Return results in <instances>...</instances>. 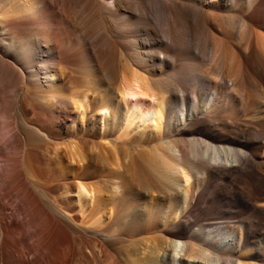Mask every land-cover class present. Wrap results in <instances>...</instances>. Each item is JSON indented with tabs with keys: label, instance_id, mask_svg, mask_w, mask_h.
Masks as SVG:
<instances>
[{
	"label": "bare ground",
	"instance_id": "bare-ground-1",
	"mask_svg": "<svg viewBox=\"0 0 264 264\" xmlns=\"http://www.w3.org/2000/svg\"><path fill=\"white\" fill-rule=\"evenodd\" d=\"M260 21L264 0H0V264H220L241 254L247 231L200 237L186 214L190 188L226 171L264 188L250 149L264 137L240 127L235 106L254 105ZM189 78L213 90L184 111L174 96ZM60 131L76 141L57 142ZM143 137L160 142L156 161L137 148ZM222 190L256 203V190ZM135 231L148 236L123 263L116 245Z\"/></svg>",
	"mask_w": 264,
	"mask_h": 264
},
{
	"label": "rangeland",
	"instance_id": "rangeland-1",
	"mask_svg": "<svg viewBox=\"0 0 264 264\" xmlns=\"http://www.w3.org/2000/svg\"><path fill=\"white\" fill-rule=\"evenodd\" d=\"M263 26L264 21H260L259 23L252 25L253 29L262 35L264 34ZM208 54L209 53L204 55L206 59L204 58L203 63L206 65H208L210 59V56ZM219 81L221 82L219 86V92L221 94L229 92V79H219ZM248 83L249 92L255 96L254 105L250 106L249 103H236L235 106L238 110L237 120L240 124H242V126L240 127L245 128L251 136H254L255 133H260L264 137V66H255L251 68V70L249 71ZM184 86L186 87L187 92L179 93L178 96H174V100L178 99L180 101V107L184 111L189 110V104L193 100H195L199 104H202L213 90L207 78L200 79L195 82L192 80V78H189L187 81H184ZM249 131L252 133H250ZM63 134L64 131H60L59 138L63 137V139H59L57 140V142L65 141L66 143H68L74 140L76 141V139L69 138L68 136H65V134ZM213 134L215 136L214 139L217 141L225 142L228 139V136L225 134L222 135L216 133V131H214ZM96 138L97 135L94 136L93 140L91 138L85 137L83 138V140H81L80 144L84 149L90 148L92 147V145H94L95 142L97 143L100 140L99 138ZM231 138H233V136ZM64 139H67V141ZM143 139L145 140V145L143 144L137 146V148L141 150L140 153L143 154L144 157L156 161L155 148L160 147V142L155 140L153 137H143ZM263 141L264 139H262V142ZM254 146L256 145H250V149L259 151L260 155L259 158L256 159L258 163L256 165V168L259 173H264V164H261V162H264V146ZM129 149L128 152H137L136 146H132ZM99 172L102 173H100V175L102 176H99ZM106 173L107 169L106 167L104 168V166L99 167L97 173H95V177L99 178V180L96 178V180H98V185L101 187L104 186L103 182L109 179V174L107 173L106 175ZM252 180L253 179L248 177L246 173L244 174L240 171L238 172L235 170H231V172L226 171V175H221L217 180L218 183L216 182V180H212V183L209 186L205 187L201 182H197L194 184V188H190V193L194 195V205L192 207L193 209L191 208L187 212L186 219L187 222L192 219L189 222L191 223L189 226L191 233H194L197 236L201 237L209 232L213 235H216L221 231L232 233L233 230L237 227L247 231L245 234L246 238L244 243L246 246H244V248L242 249V253L238 254L236 251L232 250L231 253H224L223 255H219L220 264H264V188H261L259 190H257L256 188L254 189V186L251 187L248 184L250 182L252 183ZM219 183H221L220 185L223 184L221 186L222 189H224L225 186L226 188L234 190H256V203L243 204L240 201L236 202L234 200H230L229 197L225 195L224 191L221 188L219 189ZM147 236L148 234H145V232L143 231H135L129 235L123 236V240L128 237L125 240L126 242L121 240L123 244L120 241L118 243L119 245H116L118 254H120V260L122 259V262L124 261L123 253H125V251L131 246L142 247L145 240L144 237ZM121 246H123V249L121 248ZM236 258L237 263L235 261Z\"/></svg>",
	"mask_w": 264,
	"mask_h": 264
}]
</instances>
